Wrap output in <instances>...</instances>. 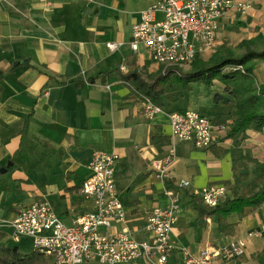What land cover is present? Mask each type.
<instances>
[{
  "label": "crops",
  "instance_id": "obj_1",
  "mask_svg": "<svg viewBox=\"0 0 264 264\" xmlns=\"http://www.w3.org/2000/svg\"><path fill=\"white\" fill-rule=\"evenodd\" d=\"M154 1L0 0V168L6 167L0 172L1 240L11 238L8 222L34 200L49 201L66 224L88 211L92 204L82 198L79 187L90 173L92 153L105 151L118 156L114 182L125 207L124 222L109 231L127 228L135 238L145 240L148 212L176 199L179 212L170 234L172 253L191 254L187 247L193 250L197 245L198 255L207 246H215L203 235L197 234L195 240L190 235L191 229L198 231L196 222L211 226L214 217L199 215L191 193L210 185H224L229 191L233 185L234 146L227 131L215 132L217 139L207 149L176 142L169 178L157 176L150 162L170 150V112L202 113L201 108H209L214 110L209 117L213 124H225L228 129L231 120L223 115L231 110L233 98L223 83L214 82L207 88L198 86V96L178 110L163 99L178 102L182 92L173 100L164 93L161 112L146 118L141 94L122 76L131 71L140 76L159 72L160 65L149 59L143 46L133 52L129 45L139 12ZM251 4L244 14L230 10L220 19L216 46L264 37V0ZM107 42L120 45L110 50ZM254 76L257 85H264V61L257 62ZM194 84L184 92H192ZM215 95L227 101H215ZM238 148L264 162V128L248 129ZM9 161L12 164L7 166ZM241 165L239 171L247 175L250 167L254 169L245 160ZM254 178L247 177L237 192L242 193ZM181 179L190 186L180 187ZM178 221L181 226L176 225ZM228 221L235 230L231 235L221 233L222 245L244 241L243 260L248 264L264 246V205L241 220L232 214ZM183 242L189 245L177 249ZM181 260L182 256L171 264Z\"/></svg>",
  "mask_w": 264,
  "mask_h": 264
},
{
  "label": "built area",
  "instance_id": "obj_2",
  "mask_svg": "<svg viewBox=\"0 0 264 264\" xmlns=\"http://www.w3.org/2000/svg\"><path fill=\"white\" fill-rule=\"evenodd\" d=\"M253 0H155L139 12V20L131 27L129 45L133 52L140 46L149 59L163 67V73L180 74L189 68L197 56L204 57L216 46L219 21L230 10L246 13ZM114 50L120 45L107 42ZM143 112L152 119L161 107L141 95ZM170 150L162 158L150 162L151 169L161 179L170 177L176 142H188L197 149H207L217 139L215 132H226L225 124L214 125L198 110L186 109L168 114ZM117 154L94 151L88 165L90 173L81 183L79 193L91 202V208L78 215L71 224L64 223L47 200H34L22 206L8 222L11 239L32 240L33 250L44 255L48 264H125L143 261L147 264H166L173 250L170 234L177 220L179 204L171 199L168 206H154L146 216L147 239L139 240L123 228L109 231L113 225L124 222L125 207L118 196L114 182ZM188 188L190 182L179 181ZM202 204L213 208L223 200L228 189L224 185H210L191 193ZM101 229H104L103 231ZM251 235V234H249ZM256 235V234H254ZM181 264H223L241 258L245 243L234 241L223 246H207L193 256L182 250Z\"/></svg>",
  "mask_w": 264,
  "mask_h": 264
},
{
  "label": "trees",
  "instance_id": "obj_3",
  "mask_svg": "<svg viewBox=\"0 0 264 264\" xmlns=\"http://www.w3.org/2000/svg\"><path fill=\"white\" fill-rule=\"evenodd\" d=\"M238 48L245 52L237 54L234 49L225 46L219 47L209 61L197 56L193 61L192 70L184 74H175L167 71L166 74H155L149 81L142 79L139 73L131 71L122 77L131 81L135 89L143 96L149 98L154 104L162 106L161 95L169 92L189 91L191 83L202 82L210 86L214 79H220L224 90L233 98L231 110L223 115L230 119L226 137L233 140L231 150L233 189L229 188L227 196L213 208L202 204L201 200L192 195V202L200 216H215L217 229L225 234L234 233L235 224L228 218L236 214L241 220L247 212L254 211L264 205V162H260L248 153L238 148L245 132L250 129L260 131L264 128V85H257L254 70L257 62L264 61V37L258 35L252 39L242 40ZM227 65H240L243 71L234 70L228 74L221 73ZM227 99L214 96V100ZM241 160L253 164L255 178L246 184L242 193L237 189L246 181L248 175L240 172ZM48 259L41 253L32 250L22 253L17 246H11L0 238V264H48ZM257 264H264V247L257 255Z\"/></svg>",
  "mask_w": 264,
  "mask_h": 264
},
{
  "label": "rangeland",
  "instance_id": "obj_4",
  "mask_svg": "<svg viewBox=\"0 0 264 264\" xmlns=\"http://www.w3.org/2000/svg\"><path fill=\"white\" fill-rule=\"evenodd\" d=\"M244 40H246V39H244ZM239 43H237L235 45L234 44H222L221 46H225L227 48L234 49L237 52V54H241V53L245 52V49L244 48H238L237 46H238ZM221 46H219V47H221ZM219 47L218 46H215L214 51L211 52V53H209L208 55L204 56L203 59L205 61H209V59L211 58V56L216 52V50ZM192 66H193V64L189 68H186L184 70H181L180 75L181 74H184V73H187V72H190L192 70ZM234 70H239V71L242 72L243 71V67L240 66V65H236V66L227 65V66H225V67L222 68L221 73L228 74L230 72H233ZM158 73L159 74H162L163 73V67L160 66ZM158 73H156V74H158ZM154 75L155 74L150 75V76L149 75H146V74H141V76H143V78L148 79V80H150L151 77L154 76ZM214 82L217 85L219 83H222L220 81V79H214L213 80V83ZM198 86H203V87L207 88V87H210L211 85L208 86V85H206L205 83H202V82L201 83L195 82V84L193 86L192 92H182V91H178V92H169V93H167V94H169V95H167L168 98L171 99V100H173V99L176 98L177 94H180L182 92V95L179 96V101L178 102H170V101H167L165 98L163 99V101L166 104H169V103L171 104L172 103V105H173L172 107L173 108H176V109L180 110L183 107H185V103H186L187 100L194 99L196 96H198V92H199V90H198L199 87ZM213 99H214V96H213ZM201 111L207 117H213V115H214V110H211L209 108H201ZM248 171H249L248 172L249 173L248 174L249 179H253L254 178V174H255L254 169L252 167H250ZM229 186H230L231 191H232L233 185H229ZM212 221H213V223L211 224L212 228H210L211 226L208 223H205V224H202V225L198 226V223L196 222L194 226H196L195 228H197L198 231L197 232L196 231L193 232V230L191 229V231L189 230L190 231V235H192V239L194 238V240L197 239V234L198 235H201V236L203 235L208 241H211V242L215 243V246H223L222 243H225V242L222 241V239H221V237H222L221 236V232L216 227V217L215 216L212 218ZM176 225L177 226H181L182 224L180 223V221H178L176 223ZM215 236H218V237L216 238ZM7 243L9 245H11V246H17L18 249L22 253H29V252H31L33 250L32 240L29 237L21 238V240L19 242H14L10 237H8L7 238ZM187 245H189V244H186L185 242H183V243H180V246L179 247H176V248L177 249H183V246L186 248ZM193 247H194L193 250L191 248H188V247H187V249L191 252V255L197 256L196 255V252H195L196 251L195 247L197 248V245H195ZM260 251H258L256 254L253 255V257L251 258L252 261L250 260L248 264H257V255H258V253ZM176 253L177 254L174 253L175 254L174 255L171 252L170 255L168 256L167 262H169L170 264L171 263H174L176 259H178L179 257L182 256V255L179 254V251H177ZM243 259H244V255L241 258H239V260L235 264H245L246 261H244ZM86 264H101V263H99L97 261H91L90 263H86ZM125 264H147V263H145L143 261L142 262L136 261V262L125 263ZM223 264H234V263L233 262H225Z\"/></svg>",
  "mask_w": 264,
  "mask_h": 264
},
{
  "label": "water",
  "instance_id": "obj_5",
  "mask_svg": "<svg viewBox=\"0 0 264 264\" xmlns=\"http://www.w3.org/2000/svg\"><path fill=\"white\" fill-rule=\"evenodd\" d=\"M12 164V162L11 161H9L8 163H7V166H10ZM6 171V167H2V168H0V172H2V173H4ZM203 222V220H200L199 221V223H202Z\"/></svg>",
  "mask_w": 264,
  "mask_h": 264
}]
</instances>
